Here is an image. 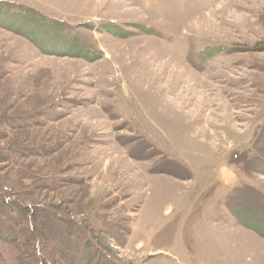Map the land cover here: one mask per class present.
I'll return each instance as SVG.
<instances>
[{"label":"rangeland","instance_id":"374dc122","mask_svg":"<svg viewBox=\"0 0 264 264\" xmlns=\"http://www.w3.org/2000/svg\"><path fill=\"white\" fill-rule=\"evenodd\" d=\"M1 118L0 264H264V0H0Z\"/></svg>","mask_w":264,"mask_h":264},{"label":"trees","instance_id":"16d2710c","mask_svg":"<svg viewBox=\"0 0 264 264\" xmlns=\"http://www.w3.org/2000/svg\"><path fill=\"white\" fill-rule=\"evenodd\" d=\"M7 120V119H6ZM6 120L5 119H3V118H1L0 119V123H2V124H5L6 123ZM1 125V124H0ZM8 126H10V125H8ZM27 150V149H26ZM24 153H26V152H24ZM37 155H38V151H36L35 152ZM34 153V154H35ZM232 155L234 156V157H236L237 156V153H232ZM236 159H237V157H236ZM231 163H233V164H237V162L234 160V159H231ZM262 173L264 174V170H262ZM19 210H18V212L19 213H21L22 215L23 214H25L26 212H28V209H29V206L27 207H23V208H18ZM31 209V208H30ZM31 212H33V211H31ZM43 229H46L47 230V228L46 227H43ZM82 229V228H81ZM86 229V228H85ZM48 231V230H47ZM86 231L88 232V233H86ZM91 232V229H89V230H81L80 232H76L77 234H79V233H81L82 234V236L83 237H85V235H87V234H89ZM93 232V231H92ZM48 234H52L50 231H48ZM93 235V234H92ZM82 237V238H83ZM93 238H96L97 239V237L96 236H93ZM52 240L54 239V236H53V238H51ZM85 239H87V242H88V240H89V238H86L85 237ZM92 240V239H91ZM51 241V240H50ZM47 238H42V244H44V247L46 248L47 246H45V244H47L48 242H50ZM93 241V240H92ZM53 242H55V240L53 241ZM106 249L107 250H109V248L108 247H106ZM55 253H57V254H59V252H56L55 251ZM60 255H63L61 252H60ZM44 260H42L41 259V261H40V264H47V263H50V262H55V263H59V261H58V258L57 257H50V256H47V257H44L43 258ZM58 261V262H57Z\"/></svg>","mask_w":264,"mask_h":264}]
</instances>
